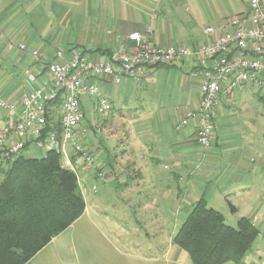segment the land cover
Masks as SVG:
<instances>
[{
  "label": "crops",
  "instance_id": "obj_1",
  "mask_svg": "<svg viewBox=\"0 0 264 264\" xmlns=\"http://www.w3.org/2000/svg\"><path fill=\"white\" fill-rule=\"evenodd\" d=\"M248 10L249 0H0V101L19 103L31 89L29 76L37 74L41 66L31 56L33 51L48 62L54 61L57 48L63 49L67 58L80 51L95 62L115 53L132 52L135 43L129 36L135 33L143 42L160 48L204 45L221 33L209 36L206 28L220 27ZM21 44L27 46L26 52L20 50ZM194 68L196 62L192 58L181 64L152 68L141 84L124 79L116 85L111 77L91 81L113 104L111 113H118L114 118L118 125L111 134L122 137V151L114 159L109 155L100 157L94 151V143H84L106 170L104 179L82 172L83 184L79 189L84 199L85 193L97 192L96 181L103 182L105 194L110 181L120 176L124 180L118 181L119 186L132 197L138 196L141 203L144 201L138 212L145 217L149 212L150 217L171 216L173 209L168 205L160 210V205L154 204L153 193L158 192L165 203L179 202L176 215L183 211L190 213L195 203L204 198L211 208L224 215L226 223L229 213L235 221L248 218L256 226L263 222L264 193L254 198L252 194L255 184L264 185V139L260 142L254 126L247 122L240 124L233 108L238 104L242 108L252 106L258 122L264 111L259 104L264 105V100L256 88L222 97L211 146L203 149L192 129L174 130L184 114L196 110L200 103V82L189 80ZM84 99L94 105L96 114V99L83 95L85 116ZM56 113L55 108L49 111L51 127L56 126ZM8 116L0 108V125ZM94 118H85L78 131L84 127L93 130ZM100 137L101 141L105 139ZM69 146L67 151L71 153ZM30 147L20 154L26 156ZM35 149L42 157L46 153ZM89 181L93 183L89 185ZM190 191L194 200L188 199ZM173 238L167 248L174 258L173 264H193L188 253L173 243ZM35 258L27 264H34ZM250 263L261 264L253 259L244 262Z\"/></svg>",
  "mask_w": 264,
  "mask_h": 264
},
{
  "label": "built area",
  "instance_id": "obj_2",
  "mask_svg": "<svg viewBox=\"0 0 264 264\" xmlns=\"http://www.w3.org/2000/svg\"><path fill=\"white\" fill-rule=\"evenodd\" d=\"M217 31L221 32L219 37L204 45L176 48H160L143 42L135 33L129 36L135 43L132 52L115 53L95 62L80 51L67 58L61 48L56 49L52 62L44 60L38 51L31 52L33 59L41 64L37 74L29 76L31 89L19 103L0 101V108L9 113L0 125V168L9 166L29 145H35L40 151L59 152L65 158L63 168L76 174L81 188L84 172L104 179L106 170L101 168L95 153L84 145L88 128L78 131L86 118L81 103L83 95L96 99L99 116L113 110L110 100L91 81L111 77L116 85L124 79L141 84L152 68L177 65L192 58L196 68L189 73V80L200 82V103L196 110L184 114L174 130L192 129L197 144L203 149L209 148L222 97L256 88L264 100V0H249L247 13L220 27L205 29L209 36ZM19 48L27 51L24 44ZM53 108L57 111L56 126L46 131L48 114ZM91 127L98 134L101 132L96 118ZM68 145L71 153L67 151ZM92 189L97 190L96 186Z\"/></svg>",
  "mask_w": 264,
  "mask_h": 264
},
{
  "label": "trees",
  "instance_id": "obj_3",
  "mask_svg": "<svg viewBox=\"0 0 264 264\" xmlns=\"http://www.w3.org/2000/svg\"><path fill=\"white\" fill-rule=\"evenodd\" d=\"M0 171V264H27L83 216L85 199L76 174L63 168L61 154L53 150L40 158L19 154ZM258 235L250 219L232 227L201 198L173 243L193 264H243Z\"/></svg>",
  "mask_w": 264,
  "mask_h": 264
},
{
  "label": "rangeland",
  "instance_id": "obj_4",
  "mask_svg": "<svg viewBox=\"0 0 264 264\" xmlns=\"http://www.w3.org/2000/svg\"><path fill=\"white\" fill-rule=\"evenodd\" d=\"M252 102L259 104L256 99ZM84 104L86 120H91L95 116L102 131L99 135L95 130H89L84 143L86 141L94 143L96 145L94 151L98 156L109 155L111 159H114L116 154L122 151L120 149L122 137L115 133L111 134L118 125V122H114L118 113L110 112V116L108 114L101 117L95 114L94 105L88 99H84ZM259 105L264 108V105ZM233 110L237 111L240 124L247 122L249 126L257 129L262 142L264 111H261L263 116L260 115L257 122V117H254L257 112L252 106L242 108L238 104ZM104 120H106L105 123ZM100 136L105 139L101 141ZM35 148V145H31L25 155L42 157ZM69 150H72L70 146ZM119 177L117 180L110 181L105 194L104 185H101L103 182H95L94 185L99 189L96 193H85L86 210L83 216L42 249L41 253L34 257V264H173L174 258L167 253V248L172 236H175L189 213L183 211L176 215L174 212L179 209V202L165 203L166 200L165 202L162 200V193L154 192L152 199L154 204H159L160 210L168 205L173 212L169 217H150L151 212L147 217L143 216L138 211L144 201L141 203L138 196L132 197L131 193L128 194L123 187L119 186L118 181L124 180ZM1 179L3 174L0 171V181ZM92 183L93 181L88 182L89 185ZM255 185L252 197L264 193V185H261V182ZM187 196L189 200L195 199L193 191H190ZM241 206L244 207L245 203ZM155 209L156 207L153 211ZM232 215L229 213L227 224L236 227L239 220L235 221L234 217H230ZM257 227L260 234L252 249L244 257L243 264L247 259L264 264V220L257 224Z\"/></svg>",
  "mask_w": 264,
  "mask_h": 264
}]
</instances>
